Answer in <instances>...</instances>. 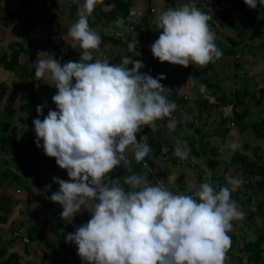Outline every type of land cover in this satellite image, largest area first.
Returning <instances> with one entry per match:
<instances>
[{"label":"clouds","instance_id":"clouds-1","mask_svg":"<svg viewBox=\"0 0 264 264\" xmlns=\"http://www.w3.org/2000/svg\"><path fill=\"white\" fill-rule=\"evenodd\" d=\"M244 2L251 8L264 6V0ZM96 3L82 0L78 19L67 30L84 50L79 61L62 64L54 53L42 50L35 63V76L53 81L58 89L52 97L56 107L43 119L46 102L37 105L36 144L70 177L52 178L59 189L50 199L62 205L63 218L71 219L82 210L91 214L75 232L66 234V240L77 245L85 264H226L232 222L245 215L231 195L242 178L229 176L219 187L205 181L194 193L173 191L135 173L125 177L128 187L120 179H105L117 165L131 163L126 155L129 146L137 161L149 154L150 145L138 140L137 133L171 116L177 105L163 94L161 80L166 74L141 72L142 60L93 59L91 50L102 41L88 20ZM209 20L194 0L160 11L154 19L160 34L150 45L154 57L183 66L219 58L222 50ZM137 45L135 38L128 48ZM176 125L175 119L169 120L170 129ZM241 146L238 141L229 145L233 151ZM190 151L177 142L176 156L186 159Z\"/></svg>","mask_w":264,"mask_h":264},{"label":"crops","instance_id":"crops-1","mask_svg":"<svg viewBox=\"0 0 264 264\" xmlns=\"http://www.w3.org/2000/svg\"><path fill=\"white\" fill-rule=\"evenodd\" d=\"M46 1H50V0H46ZM150 1L154 2V0H150ZM165 1H168V0H165ZM202 1H204V0H202ZM217 1H219V0H217ZM37 2H38V0H0V7H1L0 8V10H1L0 11V85H6V87L8 88V93L5 97V99L2 100V103L0 106V109L1 110L3 109L2 115H5V116H3V119H1V121L2 120H11V123H12V121H14L16 118H19L21 120V123H23L24 127L28 123L30 124L31 120L29 119V116L32 112L31 111L29 112V108H30L29 106H27L26 108L24 107L25 109L22 106V103L24 101L21 97L22 96V84L18 85L17 87L14 86L15 87L14 92L11 91L13 93L18 94L17 96L20 97L19 98L20 104H18V106H17L18 97L13 96V94H11V95L9 94V92L11 90L10 89L11 86H13L15 83L18 84V82H13L10 84L9 83L10 78L16 77L19 80H20V78L16 72L10 71V70L5 68L4 62H3L4 59L5 58L11 59L12 56L14 54H16V52H18V53L20 52L19 57H20L21 63L26 64L29 67V69L32 70L33 67H35V63L37 61V53L39 51L47 50L48 52L53 53V52H56L57 50L58 51L60 50L63 55H67L69 52L73 51V53L71 54V57H70V60H73V61H79L81 58V53H82V51H84L83 49H81L80 51H76L74 48L75 44L73 46V45H71V42L68 44L66 43L67 48H64L63 45H61L60 43H57V41L55 40V37L57 35L61 34V32H62V27L60 25V21H62L63 16L65 18L67 17L68 21L70 20L69 21L70 23H74L77 19L75 17L71 19L68 16V14H66V13L63 14L62 12H60L59 8L50 10L49 7H48V10H50L49 11L50 14H49V18L47 19V18H45V12H46L45 6L46 5L44 6L42 3H40V6H38ZM190 2H192V0H177L175 6H173L171 4L170 5L173 7H179L183 3H190ZM200 2H201V0H200ZM207 2H209V1L207 0ZM70 3H71V1H70ZM225 3H226V5H224L223 3H222V5L217 4V6L219 5V7L216 10L223 9V8L225 9L226 7L230 6V2L228 0ZM59 4H62V2H60ZM62 5L65 8H67V6L65 4H62ZM40 9H42V13H44L43 15L38 12V10H40ZM216 10L213 13L212 17H214L216 15ZM51 12H55V13L52 14ZM54 14L57 15L56 22H53V20H52L53 19L52 16ZM154 18H155V16H154ZM152 24H153V21H152ZM59 25H60V27H59ZM223 26L225 27V29L227 28L226 30H223V31H225V33L227 32V36L228 35L231 36V34H234V36H235L237 34L231 25L223 23ZM216 30H217V34H216L217 43L216 44H218L219 39L223 40L222 34L224 32L221 33L218 29H216ZM231 32H233V33H231ZM48 39H51L54 43L58 44L59 48L46 49L42 43ZM59 41H61V40H59ZM223 43H226V42H223ZM226 44H229V43H226ZM241 44H243V42H241ZM246 46H247V44L244 46H240L241 47L240 52L241 51L243 52L244 49L246 48ZM146 48L151 50V48H149V47H146ZM262 48L264 51V47H262ZM135 49H140V50L144 51L143 54L146 52L147 53L149 52L143 48V45H141L140 48L136 47ZM69 50H71V51H69ZM135 51H137V50H135ZM240 52H238L235 55H223L222 54L219 58H214L212 60V62L214 64V67L216 68L215 71H214V69H210V70H208V72H205L204 68L207 66V64H205V65L196 64L197 65L196 70H198V67H200V66L203 67L200 71L202 74H206V75L212 74V76L214 75L213 77L217 79L216 84H214V85L211 84V82L208 79H206V76L202 77V76L197 75V77L199 76V78L196 77L195 80L189 79L190 82H187L186 84H184V91H186V90H188V88H190V84H191V87H193L195 90V86L197 89V84H200V86H202V84L204 83L207 86L206 90L210 91V88H211L214 91V90H216V88H214V87H217L218 90L220 91L221 95L218 98V101L216 104L217 107L214 109H212V107H211L213 105L208 106L209 101L207 99H204L203 96H200V95H198L196 97V100L193 99V97H191L193 99L192 101H188L187 98L182 99L181 104L183 107H181V108L178 107L179 111H183V110H186V112L196 111V110H198L197 104L203 103L204 104L203 108L206 109V111L208 112L207 113L208 117L204 116V117L200 118L198 116L195 118V116H193L191 122L186 121L187 119L184 120V118H185L184 116H183V118L179 117L178 118V124L176 125L175 129L180 130V133H182V134H180V136H182V135L186 136L185 139H187V137H189V136H193L199 144H200L202 138L206 137L211 141V148H212V146L213 147L217 146L218 147L217 150L220 153L223 151L222 146H224L225 143L228 142V140H230V142L232 143L233 141H238L240 139H242L244 141L245 140L249 141L250 139H252V140L256 139L257 136L255 134L253 124L255 122H257L259 119L264 117V115H263L264 114V88L262 89V87H260L261 86L260 84L259 85L256 84L254 86V88L252 89L251 86L254 85V82H255V81H253L254 80L253 78L255 77L256 74H254V75L252 74V76L249 77V78H251V81L247 80L248 75H247V77H245L243 75H238L237 73L225 74L226 78H224L225 77L224 73L223 72L220 73L221 70L218 69V67H220V65L226 64L229 66L230 63L234 69L237 65L236 62L239 61L235 57H238ZM134 54H136V53L134 52ZM257 54L258 53L253 49V47H251V49H250V56L251 57L250 58H252L254 55L256 56ZM61 61H62L61 63L63 64L64 63L63 59ZM158 62H159V60H158ZM239 63H240V67H242L243 63L242 62H239ZM166 64L167 65L169 64V68H172V67H170L171 65H173V66L176 65V64H173L171 62L168 63V61H163V62H160L157 64L158 66H156L155 71H153L152 73L160 71L163 67L166 66ZM160 65L162 68H159ZM194 65L195 64H189L188 68L186 67L185 70L187 72H189L190 68L192 69V67ZM257 65L258 64L253 63V60L251 59V62H250V66H252L251 68L253 69ZM259 66L261 67L260 64H259ZM263 66H264V64H263ZM202 71H204V72H202ZM176 73H178V72H176V69H174V70L169 69V71L167 72V74H166L168 76L167 82H166V85H167L166 89L167 90L171 89L170 86L168 88V83H172V80H171L172 77H174L173 80H175V82H179V79H178ZM260 75H262V72H259V76ZM230 79H232L233 81H230ZM164 80H165V78H164ZM181 81H184V78ZM185 81H187V74L185 77ZM247 81H248V85H247L248 91L253 92V93H257V94L260 93V96H258L257 94H256V96L250 95L247 98V102L244 103L247 110H248V115L246 117V121H247L246 126L244 128H241L240 126L236 125L235 122H233V120H232V123L234 124L235 128H232V132H230V134L227 133V135L224 136V135L217 133L216 129L219 128L220 125H222V123H223L222 120L224 119V117L230 118V117H233V115H234L233 105L232 104L224 105V103L221 102L222 101L221 99L224 97L223 94H225L227 96L233 95L235 93V90H237L242 85L245 86ZM229 83H231L230 85H232V86L234 85V87L233 88H230L232 86L228 87ZM257 85H258V87H257ZM38 86H39V89H38ZM40 86L42 89H40ZM52 86L54 87L53 81L47 82V80L41 79L37 83L36 88H35V93H33V98H35V100H36V105L33 106V108L35 109V112H37V110H36L37 105L42 104V103H39L40 93L42 94V97H46V100L49 99L51 101L50 105L49 104L47 105V103H46L44 110L49 111L50 108H54L55 105L53 104L54 101L52 100V97H53V87ZM257 89H259V90L257 91ZM43 90H45L46 94L42 93ZM212 90L208 93L209 95H210V93L212 95L213 94L215 95V91H214V93H212L213 92ZM165 93H167V92L165 91ZM12 97H14L16 99V102L13 104V107L16 109V112H15L14 116L10 118L8 116L10 113V110L8 112L6 110V107H7L8 100ZM257 97L259 99H261V102L260 101L257 102V100H258ZM187 103L192 104V105L187 106L188 108L186 107V109H185V105H187ZM207 107L210 108V111H208ZM240 109H242V107ZM179 111H177L178 114L180 113ZM199 113L202 114L200 111H199ZM4 117H6V119H4ZM30 117L33 120L32 114ZM32 123H33V121L31 122L30 125H32ZM207 124L210 127H207ZM23 125H22V127H23ZM12 126H13L15 133H16L17 129L14 128L15 126L13 123H12ZM181 127L187 131L183 132ZM213 127H216V128L212 129ZM33 130H34V127H33V129H31V131H33ZM142 132L141 131L138 132L140 139H141ZM160 133H161V131H159V129H157V136L158 137L164 136V135H160ZM205 133H207V136L205 135ZM245 135H248L249 140L245 139ZM166 137H168V133H167ZM176 137H177L176 135H174L173 137L170 135V139L167 141L168 142L167 144H169V142L175 143L174 139H176ZM32 138L33 139H27V142H26L27 146H28V142L30 140H33L36 142V135H34V137H32ZM15 139L17 141V137H15ZM185 139L180 144H181V146H188V148H189V145L187 142L189 138L187 140H185ZM161 142L163 144H165L163 141H161ZM148 144L150 145V142ZM175 145H177V144L175 143ZM150 148H151V146H150ZM2 153H3L2 157H5L4 155L6 153H10V149L8 150V152L3 150ZM2 153L0 151V154H2ZM40 153L41 154L39 155V159L41 158L40 161L43 162L41 167L39 165L40 173L42 174V177H45L47 185H51L50 188L47 187L49 195L51 196L52 192L57 191L59 189V185L57 183L53 186L52 175H53V177L54 176L58 177V175H57L56 170H55V172L52 173V175L50 176L51 179L50 180L48 179L49 175L45 172L46 166L48 164V160H47L48 155H46L44 153V151H42ZM130 153H132V155H134L133 146H129V148L126 152V155H129ZM208 155H210V154L198 156L197 157L198 160L194 156H192V158L194 159V161H196V163H199L200 159L202 161L205 160L204 161V163H205V162H207L206 158H208L207 157ZM149 156H153L155 158L156 163H158V164L161 163L160 160H158V161L156 160V156H154V150L153 149L150 151ZM32 158L33 157H30L29 160H31L32 162L35 161L34 163L37 164L36 160H33ZM39 159H38V161H39ZM181 161H183L184 163L181 164ZM189 161H191V160H189ZM170 164L171 163L164 164L165 167L167 165H169L167 167L168 170H166V172L168 173V179L171 178L173 175H175L177 171H179V174L177 175V177H175V179L172 178L174 181L172 179H169L171 181L170 185H173L175 183V180H177V178L182 173H184V171H185L184 168L186 167V164H185V160L181 159L180 157H179V163L177 165H170ZM155 168L158 169V167H156V166H155ZM18 174L22 175V177H25L22 174V172H20ZM126 176H127V174H126ZM61 178L66 179V180L70 179V177H68L66 169H64V176ZM121 179L122 178H120V181H119L120 183H121ZM7 180L8 179H6V181ZM123 180L125 181V178ZM200 184H201L200 182L198 184H196L197 187ZM42 185H43V182L41 183V186H38V187L43 188ZM193 185L190 184V186H193ZM32 186H33V183H32ZM22 187L26 188L29 192V193L28 192L26 193L27 194V195H25L26 198L23 195H21L19 197L17 195L18 194L17 191L16 192L14 191V190H16L15 187L13 189L12 188L10 189V187L8 185L7 186L6 185L0 186V200H2L0 202L2 203L4 201V199L8 197V199L12 200V202L14 201V203H15V206H13L12 209L8 212L4 211L0 208V249H4L2 256H0V261H3L5 259H7L8 257H10L13 253H16L19 256H21L20 261L23 264L27 260L32 261L34 264H55V263L56 264H63V263H67V262H69L70 264H75V261L77 260V255H78L76 244L73 243L71 245L72 249H69V248L65 249V247L63 248L62 245L60 244V242L58 241V237H56V235L52 232V230L48 227L44 228V230H43V227H44V221L51 218L53 215L54 216L58 215L59 218L62 221H64L65 225H69V224L72 225V227L69 230H67L66 233L75 232L76 229L82 224L81 223L82 218H84V217L82 215H80V213H83V211L76 213L74 215V217H72L71 219L70 218H63L60 215V213L62 211V205H60L58 202L52 201L50 199V196L47 197L45 195V193H42V192L38 193L34 187L32 188L34 191L31 193L26 186H22ZM9 192H11L12 195H9ZM14 195L18 196L19 199H17ZM83 214L85 215V213H83ZM51 234H53V235L51 236ZM46 237L47 238L49 237L50 239L54 240L55 243H57L58 248L61 250L60 254H57L56 252H54L50 249V247L48 246V244H49L48 239ZM24 238H28L29 241H24ZM11 248H14V249L12 250ZM72 250H74V251L72 252ZM52 255H54L52 263L46 262V256L49 257ZM61 258L65 259V261L60 262L59 259H61Z\"/></svg>","mask_w":264,"mask_h":264},{"label":"rangeland","instance_id":"rangeland-1","mask_svg":"<svg viewBox=\"0 0 264 264\" xmlns=\"http://www.w3.org/2000/svg\"><path fill=\"white\" fill-rule=\"evenodd\" d=\"M73 1H76L80 4L82 2V0H73ZM129 1H130L131 6H130V12H129L128 19H130V20L133 19L137 22L143 23L142 27L140 29H136L132 26L130 27L125 22H123L122 24H118L113 19L107 20L106 18L103 19V22H99L97 24H94L92 26V28L95 30H97V29L106 30L114 38H122L121 40H123V42L128 41L129 36L131 35L133 38L132 40H134L136 38V40L138 41L137 47L140 48L141 45H143V48L149 52L148 53L146 52L143 54L144 51H142L140 49L129 50V48L125 47L122 44V42H119V41L115 42L114 39H112V41H108L102 48L101 47L97 48L96 52H94V55H95L96 59L108 60L110 63H121L125 56H129L130 51H134L136 54H134L133 60H142L144 62V67L142 69H140V71L141 72H149L151 75L155 74L154 77L158 76L160 73L167 74L169 69L170 70L176 69V72H178L176 74H177V77L179 79V82H175V80H173L174 77H172L171 78L172 83H168V88L170 86L171 89L167 90L166 89L167 88L166 82H167L168 76L166 75L165 76L166 81L163 78L161 80V83L165 86V88L163 89L164 93L166 91L168 93V94L167 93L166 94L169 95V97H173V101L176 103L177 108L174 110V113H172V115L170 117H164L161 119H157V120H155L149 124L150 127L153 128L154 131L157 132V129H159V131H161L160 135H164L165 137L160 136L159 139L161 141H163L165 143V145L168 146L167 141L170 139V135L172 137L175 135V133H174L175 128L170 129L168 126L169 120L175 119L177 121V124H178V118L179 117L183 118V116L185 117L184 120L187 119L186 121H189V122H191L193 116H195V118L198 116L200 118H202L204 116L208 117V114H207L208 112L206 111V109L203 108V106H204L203 103L197 104L198 110H196V111H190V112H186V110L179 111L178 107H180V108L183 107L181 104V100L184 98L185 99L187 98L188 101H192L193 99L196 100V97L198 95H200V96H203L204 99H207L209 101L208 106L213 105L211 107H212V109H214L217 107L216 104H217L218 98L221 95V93L217 87H214V88H216V90H214L215 95L214 94L212 95L211 93L209 95L208 93L212 89L210 88V91L206 90L207 86L204 83L202 84V86H200V84H197V89L195 86V90L193 87H191V84H190V88H188V90L184 91V84H186L187 82H190L189 79L195 80L197 75L202 76V77L206 76V79H208L211 82V84H213V85L216 84L217 79L213 77L214 75L213 76H212V74L206 75V74H202L200 72L201 69L203 68L202 66L198 67V70H196L197 65H194L192 67V69L190 68V71L187 72L185 70V68L187 66H183V65H179V64H176L173 66L170 64L171 65L170 67H172V68H169V64L168 65L166 64V66L163 67L160 71L152 73L153 71H155V67L158 66L157 64L161 62L158 58L154 57L151 50L146 48V47L150 48V45L158 38V36L160 34L159 30L156 29V25L154 23V19H155L154 16L156 17L160 11L169 8L171 5L168 4V2L165 0H154V2L150 1V0H129ZM208 1L209 2H207V0L206 1L201 0V2H200V0L199 1L194 0V3L198 8H200L204 12H207L210 15L209 24H210L211 29H214V30L218 29L221 33L224 32L222 34L223 40L219 39L218 41L229 43L230 40H229L228 36H230V35L227 36V32L225 33V31H223V30L227 29V28L225 29V27L223 26V19L216 17V15L214 17H212L213 13L219 7V5H222V3L224 5H226L225 2L227 0H219V1L208 0ZM60 2H62V4H65L67 6L66 14H68V11L69 10L71 11L72 10L71 8H73L71 6L70 0H50V1H46V0H40L39 1L38 0L37 4H38V6H40V3H42L44 6L46 5L45 6V9H46L45 18L48 19L49 14H50L49 11L53 10V9H58L57 5ZM192 2H193V0H192ZM217 4H219V5L217 6ZM96 6H97V4H96ZM48 7L50 8V10H48ZM111 7H112V5H106V6H104V9L109 10ZM171 7H173V6H171ZM38 12L42 15L44 14V13H42V9L38 10ZM51 13L53 14L55 12H51ZM98 14L102 15V12L100 10H98V13H95L93 11L89 15L88 18L92 22L97 21ZM74 16L77 19L78 18V12ZM62 18H63L62 21H60V25L62 27V32H61V34H59L55 37V40L57 41V43H60L61 45H63L64 48H67V44L71 42V45L74 46V44H75V46H74L75 50L80 51L81 48L79 47V44L76 41H74L73 38H71L67 32L68 28L71 26L72 23L69 22L70 20L68 21L67 17L65 18L63 16ZM152 21H153V24H152ZM145 22H149V23L144 24ZM60 25H59V27H60ZM250 30L251 29L249 28L248 29L249 32H247L249 35L246 34L244 36V39L242 41L243 44L240 45V46H244L247 44L246 48L244 49L243 52L241 51L239 53L238 57H235L237 60H239L240 62L243 63V64L241 63L243 66L238 67L236 65V67L233 69V67L230 63L229 66L226 64L220 65V67H218V69L221 70L220 73H222V72L224 73V76H225V74H230V73H237L238 75H243L245 77H247V75H248L247 80H249V81H251V78H249V77H251L252 74L253 75L256 74L255 77L253 78L254 79L253 81H255L254 85H252L251 87L253 89L256 84H258V85L260 84L261 85L260 87H262V89H263L264 88V66H263V64H264V51H263L262 47H264V45L261 44L259 38H251L250 37ZM231 33H233V32H231ZM231 36H234V34H231ZM235 36L237 37V35H235ZM59 40H61V41H59ZM215 42L217 43V37H216ZM251 47H253V49L258 53L256 56L254 55L252 58H250L251 57L250 56ZM135 50H137V51H135ZM251 59L253 60V63L258 64L253 69L251 68L252 66H250ZM158 60H159V62H158ZM168 63H170V62H168ZM259 64L261 65V67L259 66ZM132 66L133 65L131 63L128 65L129 68H131ZM212 69H214V71L216 70L215 67ZM259 72H262V75L259 76ZM186 74H187V81H185ZM199 76L197 78H199ZM183 78H184V81H181ZM224 78H226V76ZM230 81H233V80L230 79ZM13 82H18V84L15 83L13 86H11V88H10L11 90H10L9 94L10 95L13 94V96L18 97V103H17V106H18V104H20V100H19L20 97L17 96L18 94L13 93V92H14V88L17 87L18 85L22 84V86H23V80H19L16 77H11L9 83L11 84ZM47 82H51V81L47 80ZM230 84L231 83L228 84L229 85L228 87L232 86ZM258 85H257V87H258ZM233 87H234V85L230 88H233ZM38 89H39V86H38ZM40 89H42L41 86H40ZM258 90L259 89H257V91ZM11 91H13V92H11ZM214 91L212 93H214ZM42 93L46 94L45 90H43ZM257 95L260 96V93H258ZM191 97H193V99ZM45 102L47 103V105L51 104V101L49 99L46 100V97H42V94L40 93L39 103L45 104ZM189 105H192V104L187 103V105H185V109ZM243 106H245V104ZM243 106H241V107H243ZM207 108H208V111H210V108L209 107H207ZM176 110L179 111L180 113L178 114V112ZM199 111L202 114H200ZM2 114H3V109L2 110L0 109V122H1V119H3V116H5ZM30 116H29V119L32 122L33 120ZM4 119H6V117H4ZM31 122H30V124H31ZM12 123L15 126L14 128L17 129L16 130L17 134L15 136V137H17V141L15 139V142L13 144H9V145H11L10 146V153H6L4 155L5 157H2L3 156V153H2L3 150H2V147L0 144V151L2 153V154H0V159L2 158L1 159L2 161L0 160V186L1 185H6V186L8 185L10 187V189L11 188L13 189L15 187L16 190H14V191L15 192L17 191V193H18L17 195L19 197L21 195H23L25 197V195H27L26 193L28 192V190L26 188H23L22 186L18 185L17 182L14 180V176H12L11 174L9 175V173H12L11 171H14L16 173L21 172V169H19V167H18V160H17V158L19 156L18 155L19 152H23L24 157L26 156V158H28V159L31 157L32 154L28 153L26 142H27V139H33L32 137H34L33 133H35V131L34 130L31 131V129H33V127L31 128V125L29 123L24 127L23 123H21V120L19 118H16L14 121H12ZM22 125H23V127H22ZM146 126L147 125L143 126L140 131L142 132ZM207 127H210V126L207 124ZM214 128H216V127H213L212 129H214ZM232 128H235L233 123L231 124V128H230L228 134H230V132H232ZM182 130H183V132L187 131L184 128H182ZM0 131H1V129H0ZM167 133H168V137H166ZM145 135L142 132L141 138H143L146 142L149 143L148 136L147 135L145 136ZM245 139H248V135H245ZM259 139L260 138L256 137L255 140H252V139H250V140L248 139L249 141L245 140L249 144V148L244 149L241 146L240 148H238L234 151L229 147L231 142H230V140H228V142L225 143L224 146H222L223 151L220 153L217 150V154L212 153V154L208 155L207 156L208 158H206L207 162H205V163H204L205 160L202 161L200 159L199 160L200 162L196 163V161H194L193 158L192 159L190 158L191 161H187L185 163L186 167L184 168V170H185L184 173L186 175V179L189 181V183L191 182L192 185L199 183V182L202 183L205 181H208L212 185H215L216 183H220L223 181L228 182L229 176H235V177L243 178L245 175L244 169L241 166H239L237 163L233 162L232 157L237 152H245L251 156H253L254 154L257 153V155L264 162V140H262V139L259 140ZM238 142L241 145L244 144V140H242V139L238 140ZM257 146H260L261 148L257 150ZM185 147H188V146H185ZM151 150L152 149L150 148V151ZM42 151H43V149L41 148L40 152H42ZM129 155H132V153H130ZM196 158H197V156H196ZM40 159H39V161H36V162L41 167L43 162L40 161ZM156 160L157 161L160 160V162H162L163 164H169L170 163L168 161L169 159H165L163 156H161V157L156 156ZM197 160H198V158H197ZM182 163H184V162L181 161V164ZM126 169H127V163L122 162V164L117 165L116 168L110 174L106 175L105 179L106 180L109 178L110 179H120V178L124 179L126 177ZM144 169H146V168H144ZM150 170L151 171L149 173L148 172L146 173V178H148L149 181L154 179L155 181L160 183L162 180L161 178H163V177L159 176L158 169L151 166ZM178 174H179V171H177L176 174L173 175L169 179H172V178L175 179V177H177ZM5 178L8 180L6 181ZM52 178H53V175H52ZM42 179H43L42 180V182H43L42 187L43 188L36 186L34 183H33V187L35 188V190L38 193H41V192L45 193V195L48 197L50 195H49V192H48L47 187H46L47 182H46L45 177H42ZM48 179L50 180L51 177ZM26 181H28V180H26ZM173 188L176 189V187L174 185H171V189H173ZM245 190H246V184L243 181L242 184L233 191L234 194H233L232 198L237 201L238 206L245 213V215L243 216V218L235 219L232 222L233 227L229 231V232L238 233L239 237L243 243H244V241L254 240L258 236V233L255 230L256 225H252L251 220H249V221L246 220L247 216L249 215V212L246 209L249 208L250 204H248V201H247L246 196L244 194ZM183 193H189V190L183 191ZM257 194H258V197L254 198V199H260L261 201H263L262 202L263 205L261 208V209H263L264 208V191H258ZM9 195H12L11 192H9ZM14 196L17 199H19L18 196H16V195H14ZM10 206H11V208L13 206H15L14 201L11 203ZM257 206L259 207V205L256 203V206L254 207V208H256V210H255L256 215H255L254 219H256L258 223H261V218L259 217V212H258L260 210L257 209ZM81 215L84 217V218H82V222H81L83 224V223L87 222V219H86L87 216H85L83 213ZM55 223L56 222H54L53 224H55ZM48 228H49V226H48ZM242 231H244V232H242ZM52 235L53 234H51V236ZM242 237H244L245 240ZM76 248H77V245H76ZM11 249L13 250L14 248H11ZM233 252L235 253L234 250H233ZM242 254H244V252L240 253L239 255H242ZM232 255L234 257L233 256H227V259L229 261H231L232 263H235L237 261L238 253H235ZM53 257H54V255L49 256V257L46 256V262L52 263ZM83 262L84 261H82V258L79 255H77V260L75 261V264H83ZM24 264H34V263L30 260H27L24 262ZM63 264H70V263L67 262V263H63Z\"/></svg>","mask_w":264,"mask_h":264},{"label":"trees","instance_id":"trees-1","mask_svg":"<svg viewBox=\"0 0 264 264\" xmlns=\"http://www.w3.org/2000/svg\"><path fill=\"white\" fill-rule=\"evenodd\" d=\"M70 1H71V5L73 8H71L72 9L71 11L70 10L68 11V16L72 19L75 17L74 15L78 12L81 4L73 0H70ZM228 1L230 2V6L226 7L225 9L223 8V9L216 10V17L223 19V23L231 25L234 28V31L237 33L236 34L237 37L228 36L230 40L229 44L219 41L217 45L222 50V54L223 55H235L238 52H240L241 50L240 44L243 41L244 36L248 34L247 32H249L248 31L249 28L251 29L250 37L259 38L261 44L264 45V6H261L258 4L256 8H251L244 2V0H228ZM167 2L168 4L175 6L177 0H168ZM96 4L97 6L94 8V12L98 13V10H100L102 12V15L98 14L97 21H94V22H92L88 18L89 24L91 27L94 24L103 22L104 18H106L107 20L113 19L115 22L118 19H122L123 22H125L128 26L130 27L132 26L136 29H140L142 27L143 23L137 22L133 19L131 20L128 19L129 12H130V6H131L129 0H97ZM106 5H112V7L109 10H106L104 9V6ZM57 6L60 12H62L63 14L67 12V9L62 4H58ZM52 18H53L52 19L53 22H56L57 15L54 14ZM148 23L149 22H145L144 24H148ZM211 30L217 34L216 30L214 29H211ZM96 31H98L100 36L102 37V41L99 46L101 48L108 41H112V39H114L115 42L117 41L122 42V44L128 48L129 41H132L133 39L132 36L130 35L128 41L123 42V40H121L122 38H114L106 30L97 29ZM42 44L46 49L59 48V45L54 43L51 39L44 41ZM96 50L97 49L91 50L93 52V59H96L94 55V52H96ZM19 53L16 52V54H14L11 59L5 58L3 62H4V66L6 69L16 72L20 80H23L21 97L24 101L22 103V106L23 108L24 107L26 108L27 106L30 107L29 112L30 111L32 112L31 114L33 115V121H34V119L39 115V113L35 112V109L33 108V106L36 105V100L35 98H33V93H35L36 85L41 80V78L35 76V67H33V69L30 70L26 64L21 63ZM53 53L55 54L56 57L61 58V60L63 59V61L66 62L70 60V57L73 51L69 52L67 55H63L60 50L59 51L57 50L56 52H53ZM129 56L133 57L134 51H130ZM239 62L240 61L236 62L238 67L240 66ZM159 68H162L161 65ZM212 68H214V64L212 61H210L209 63H207V66L204 68V71L208 72V70ZM247 85H248V81L246 82L245 86L242 85L237 90H235V93L231 96L229 95L227 96L223 94L224 97L221 99L222 100L221 102L224 103V105L232 104L234 115L233 117H230V118L224 117V119L222 120L223 121L222 125H220V127L216 129L217 133L224 135V136L227 135V133L229 132L231 128L232 120L233 122H235L236 125H239L241 128H244L246 126L247 124L246 117L248 115V110L246 106L242 107V109H240V107L243 106L245 102H247L248 96L250 95L256 96L257 94V93L248 91ZM57 91L58 89L53 87V95ZM7 93H8V88L6 87V85H0V106H1L2 100L5 99ZM163 94L173 101V97H169V95H167L164 92ZM259 101L261 102V99L257 100V102ZM15 102H16V99L12 97L8 100V103H7L6 110L8 112L10 110V113L8 115L10 118L13 117L16 112V109L13 107V104ZM53 104L55 105L54 102ZM55 107L56 105L54 106V108ZM47 113H48V110H43V115L40 116V118L43 119L44 116L47 115ZM253 125H254V131H255L257 138L264 140V117L259 119ZM31 126L34 127V123H32ZM0 129H1L0 144H1L2 150H5L6 152H8L11 146L9 144H13L15 142V135H16L13 129L11 120H2L0 122ZM143 133L148 136L150 146L154 150V156L164 157L162 146L165 144H163L160 141L159 137L157 136V132L154 131L153 128H151L150 125L148 124L144 128ZM174 133L177 136L176 139H174L176 144L177 142L182 143L184 139L186 138V136H183V135L180 136L181 133L179 129H175ZM34 135H36V133H33V136ZM205 135L207 136V133H205ZM187 139H188L187 142H188V145L191 151H190L189 156L186 159H184L185 163L186 161H189L190 158H192V156L198 157L201 155H207V154H211L214 152L215 154H217V147L211 148V141L208 138L206 137L202 138L200 144L196 141V139L193 136H189L187 137ZM175 143L169 142L168 144L169 154H170L169 162L171 163L170 165H177L179 163V157L175 155V148L177 146L175 145ZM242 147L244 149L249 148V144L247 143V141H244V144L242 145ZM260 148H261L260 146H257V150ZM27 151L29 154H32L31 157H33L32 158L33 160L38 161L39 155H40V148L37 147V144L35 141L30 140L28 142ZM18 155H19L17 158L18 167L19 169H21V172L25 177H22V175L14 171H11L12 173H9V175L11 174L12 176H14V180L17 182V184L20 186H26L31 193L34 191L32 189L33 188L32 183H34L36 186H41V183L43 180L42 174L40 173L39 164L32 162L31 160L26 158V156L24 157L23 152H19ZM127 156L129 160L131 161V163H127L126 174L131 175L135 173V174L143 175L146 177V173L147 172L149 173V171L148 169H144L143 161L142 160L137 161L134 155H127ZM145 158L149 161V164L152 167H155V166L158 167V174L159 176L163 177L161 178L162 179L161 182L171 189V185H170L171 181L168 179V173L166 172V170H168L167 167L169 165L165 167V165L162 162L160 164L156 163L155 158L153 156H149V154ZM47 160H48V164L46 166L45 172L49 175V178H50L52 173H54L56 170L57 163H56V160H54L53 157H50V156H48ZM232 161L237 163L239 166H241L244 169L245 175L242 178V180L246 184V190L244 194L246 196L248 204H250L249 208L246 209L249 212V215L247 216L246 220L247 221L251 220V224L256 225L255 230L258 233V236L254 240L244 241L243 243L238 233L229 232L232 238V243H231V247L227 250V256H233L232 254L238 253V257L235 263H232L226 258V264H264V208L261 209L263 205L262 203L263 201H261L260 199H254L258 197V194H257L258 191H264V162L257 155V153L251 156L245 152H237L232 157ZM26 180H28L29 182ZM151 182H157V181L153 179L151 180ZM227 183H228L227 181H223L220 183H216L213 186L219 187ZM55 184L56 183L53 181V186ZM121 184L124 185L125 187H128L125 184V181L123 180V178L121 179ZM190 184L191 182L189 183V181L186 179L185 173H182L177 178V180H175V183L173 184L176 187V189L173 188L171 190L180 192V193H183V191L189 190V193H194L195 190L198 188L196 185L198 183L194 184V186H190ZM233 194L234 193L232 192L231 195L233 196ZM11 203H12V200L8 199L7 197L4 199L2 203L0 202V208L8 212L12 209L10 206ZM256 203L259 205V207L257 206V209L260 210L258 212H259V217L261 218V223H258L257 220L254 219L256 215V212H255L256 208H254L256 206ZM82 211L83 213H85V216H87L86 219L88 221L91 218V214L87 210H82ZM81 214L82 213H80V215ZM54 222L56 223L53 224ZM48 226L52 230V232L56 235V237H58V241L60 242L63 248L65 247V249L66 248L72 249L71 245L74 242L66 240V234H67L66 231L72 227L71 224L65 225L64 221H62L58 215L56 216L53 215L51 218L44 221L43 230L44 228H47ZM47 239L49 243L48 246L50 247V249L56 252L57 254H60L61 250L58 248L57 243H55V241L50 239L49 237ZM3 250L4 249H0V256H2ZM233 250L235 251V253L233 252ZM73 251L74 250H72V252ZM243 252L244 254L239 255L240 253H243ZM20 258L21 256H19L16 253H13L7 259L0 261V264H23L20 261ZM59 261L63 262L65 261V259L61 258L59 259ZM83 264H85V262H83Z\"/></svg>","mask_w":264,"mask_h":264},{"label":"built area","instance_id":"built-area-1","mask_svg":"<svg viewBox=\"0 0 264 264\" xmlns=\"http://www.w3.org/2000/svg\"><path fill=\"white\" fill-rule=\"evenodd\" d=\"M137 139L138 140L140 139V136H139L138 133H137ZM162 151H163L164 158L165 159H170L169 147L163 145L162 146ZM53 159L56 160L54 157H53ZM142 161H143V167L148 169V171L150 172L151 171L150 170L151 169V165L149 164V161L146 158H144ZM56 173H57L58 177H60V178L64 176V169L61 168L58 164L56 165ZM24 241H29V239L28 238H24Z\"/></svg>","mask_w":264,"mask_h":264}]
</instances>
